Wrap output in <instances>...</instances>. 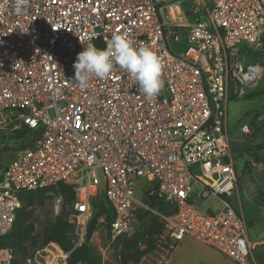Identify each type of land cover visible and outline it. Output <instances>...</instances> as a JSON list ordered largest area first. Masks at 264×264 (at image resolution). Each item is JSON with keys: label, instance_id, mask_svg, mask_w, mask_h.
<instances>
[{"label": "built area", "instance_id": "2783aa9c", "mask_svg": "<svg viewBox=\"0 0 264 264\" xmlns=\"http://www.w3.org/2000/svg\"><path fill=\"white\" fill-rule=\"evenodd\" d=\"M13 5L0 0V123L14 119L40 136L1 175L0 237L13 229L19 192L67 184L76 192L67 219L73 251L80 248L94 217L101 169L114 214L111 243L134 235L138 213L152 211L162 221L157 247L166 260L193 238L235 264H252L229 105L263 80L255 53L263 48L264 0H190L187 12L184 0H23L20 13ZM114 33L161 57L165 86L152 102L119 66L85 88L72 81L77 55L88 44L105 48ZM173 43L186 45L187 54L178 55ZM242 133H250L247 125ZM140 181L143 201L135 197ZM150 197L168 211L152 207ZM211 197L220 210L202 212L199 201ZM70 255L50 242L25 263L68 264ZM151 257L138 264H155ZM11 261V250L0 248V264Z\"/></svg>", "mask_w": 264, "mask_h": 264}, {"label": "rangeland", "instance_id": "374dc122", "mask_svg": "<svg viewBox=\"0 0 264 264\" xmlns=\"http://www.w3.org/2000/svg\"><path fill=\"white\" fill-rule=\"evenodd\" d=\"M188 1L190 0H184V2ZM190 20L193 22L198 21L197 18L193 19V17ZM202 21H206V19L202 18ZM263 37L264 32L262 40ZM172 48L178 55H186L188 51L186 45L173 43ZM256 60L261 62L262 59L258 60L256 57ZM259 85L260 87L264 85V77ZM244 125H247L250 129V133L247 135L242 133ZM22 128L24 126L19 125V122L14 119L7 121L6 124L0 123V175H2L15 155L24 148L25 143H29L28 139L24 141L15 134L17 130ZM32 133L38 132L32 131ZM229 136L237 167L240 210H242L248 222L250 240L253 242L261 240L264 242V150L258 148L264 141V95L230 102ZM143 187L144 181H140L135 189V197L138 201L144 200ZM95 190L97 191L96 188H94V192ZM36 196L33 203L35 233L33 239L26 244L28 254L33 250L42 249L48 245L45 242V229L55 221L59 214L68 215L72 209L70 203L65 202L64 199L54 192L47 194L38 192ZM102 196L104 197V195ZM57 199H61V203L56 215L55 203ZM234 200L238 203L239 198L237 195H235ZM199 207L204 213L209 209L217 212L221 208V203L218 199L211 197L207 200L199 201ZM144 213H146V216L137 231L144 230L148 222H152L157 217L152 211ZM104 223L105 220L103 223L99 221L96 225V231L89 241L94 252V259L100 264L114 260L117 255L115 242L111 243L108 239ZM134 235L130 236V238ZM151 253L154 258L151 257L149 260L155 264H173V258L166 260L163 255L164 252L158 247ZM176 255V260L183 264H235L222 252L193 238H187L184 244L179 245ZM253 261L254 264H264V244L262 246H254L252 264Z\"/></svg>", "mask_w": 264, "mask_h": 264}, {"label": "trees", "instance_id": "16d2710c", "mask_svg": "<svg viewBox=\"0 0 264 264\" xmlns=\"http://www.w3.org/2000/svg\"><path fill=\"white\" fill-rule=\"evenodd\" d=\"M255 54L258 60L262 59L260 63L264 65V45L262 50ZM263 95L264 85L261 87L259 85L251 89L244 99H252ZM15 134L19 139H23L24 141L25 139L29 140V143H25L24 148L20 151L29 148L40 136L39 133H32V130L28 129L26 126L17 130ZM258 148L264 150V141ZM1 177L0 175V178ZM38 192L44 194L54 192L64 199L65 202L70 203L71 208L76 200L74 186L67 184H59L58 186L42 190L19 192L21 207L17 211L13 229L8 235L0 237V248H8L12 252L11 264H26L25 260L28 255L26 244L33 239L35 233V224L33 221L35 210L33 209V203L37 197L36 193ZM149 201L152 207H159L162 211H168L166 205L162 201L153 197H150ZM93 208L94 217L88 229L86 242L74 251V243L71 237L73 225L67 221L69 214H59V216L55 218V221L49 224L45 229L46 243H56L63 251L71 252L68 264H100V262L94 259V252L89 241L96 231V225L101 217H105L104 227L108 235L111 223L114 219V214L105 196L96 195L93 198ZM144 212L147 211H140L138 213L139 227L146 216ZM162 228V221L156 217L152 222H148L144 230L137 231L138 233L133 237L123 236L118 238L115 241L117 255L114 260L107 261L105 264H138L145 255L156 250L157 236L162 232Z\"/></svg>", "mask_w": 264, "mask_h": 264}, {"label": "clouds", "instance_id": "9594fccd", "mask_svg": "<svg viewBox=\"0 0 264 264\" xmlns=\"http://www.w3.org/2000/svg\"><path fill=\"white\" fill-rule=\"evenodd\" d=\"M13 11H23V0H14ZM115 66L129 74L148 102L155 100L165 86L161 57L150 46H134L126 35L120 33H114L103 49L86 45L73 65L75 76L72 81L85 88L93 78H108Z\"/></svg>", "mask_w": 264, "mask_h": 264}, {"label": "crops", "instance_id": "0c3cea01", "mask_svg": "<svg viewBox=\"0 0 264 264\" xmlns=\"http://www.w3.org/2000/svg\"><path fill=\"white\" fill-rule=\"evenodd\" d=\"M189 2L190 1H188V2H184V10L187 12L188 11V4H189ZM244 214V213H243ZM245 216V215H244ZM249 239H250V236H249ZM253 244H254V246H262L263 244H264V242L263 241H252V240H250ZM184 242H186V240L184 241ZM184 242L183 243H181V244H184ZM180 244V245H181ZM177 254V251L175 252V254H174V257H173V264H183L182 262H179L178 260H176V255Z\"/></svg>", "mask_w": 264, "mask_h": 264}, {"label": "water", "instance_id": "95a60500", "mask_svg": "<svg viewBox=\"0 0 264 264\" xmlns=\"http://www.w3.org/2000/svg\"><path fill=\"white\" fill-rule=\"evenodd\" d=\"M99 176H100V185L98 188V195L102 196L104 194L105 189H106V178H105V175L101 169L99 171Z\"/></svg>", "mask_w": 264, "mask_h": 264}]
</instances>
